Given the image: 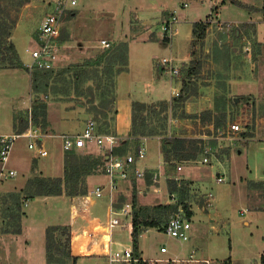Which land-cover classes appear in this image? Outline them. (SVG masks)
<instances>
[{
    "label": "crops",
    "instance_id": "0c3cea01",
    "mask_svg": "<svg viewBox=\"0 0 264 264\" xmlns=\"http://www.w3.org/2000/svg\"><path fill=\"white\" fill-rule=\"evenodd\" d=\"M43 1L44 0H28L27 4L22 8L19 19L12 31V41L15 44L21 61L26 67L31 63L32 59L25 50L26 48L37 47L40 43L39 25H41L43 21L42 19L38 24H32V14L29 13L32 11L35 12L36 9L41 6V2ZM54 1L56 0H49L48 2L53 4ZM237 1L241 2L246 7L233 4L231 0H221V4L218 6V16L223 21L242 24L244 28H239L236 33L240 36L239 40L242 38L241 43H243L245 47L248 43L251 45V59H249V54L245 52V57L243 58L244 62L242 60V64L235 67V69L228 75L230 79L228 82V89L235 98L236 109H243V114L238 117L245 120L246 126L244 125L243 132L237 136V139L234 141L230 140L229 124L232 122L231 117L228 115L227 123L224 129L220 131L219 126H216V115L214 112L212 97L206 96L197 99L194 96L195 94H193L183 107L187 118L183 120L176 118L173 121V125H176L177 127V134L174 136L199 140L204 147V156L202 159L197 158L196 160L182 162L184 165L178 163H166L162 154L161 138L142 137L140 145L142 144L146 147L147 155L144 159L137 160V162L132 165L127 179H118V188L113 193L112 201L109 189H106L108 188L107 185L109 178L105 173L92 175L88 178L90 188L92 187L89 191L100 185L105 188V193L102 198L89 201L85 207L82 204H78V208H74L75 202H78L81 197H84L85 195L73 198L68 197L66 219L63 221V224L70 225L71 251L72 255L78 258L77 264H110L107 257V253L110 249H117L122 245L132 244L134 228L133 216L123 218L122 221L126 226L123 228L117 227L111 232L112 243H107L102 240L100 233L105 232V230L100 220L106 218L111 208L120 210L127 203H130L133 207L134 197L136 198L137 203L136 207H133V213L135 210L139 211L142 209V215L140 214L139 220L142 221V223H155V225L148 227L142 225V233L139 237L140 255L144 260H158L156 264H170L169 261L173 259L183 260L187 262V264H200L207 260L210 262L221 263L226 259H230V264H233L234 259L232 256L228 258L215 256L217 250L223 246L222 242L225 240V236L233 233V230H228V228L231 227V224L236 225L238 222L249 225L256 218V215L264 214V18L262 12L259 11L263 5V0ZM203 6L207 5L204 3L202 6L197 7V9L195 8V10L194 8H190V10H192L189 13L185 12L184 18L181 19L182 21L180 20L178 34L169 42H164L168 45L169 50L162 58L167 56L173 58L176 64L180 67L181 74L184 66L187 69L192 68V72L197 74L195 71V64H192L194 61L192 59L194 50L192 51V49L199 40H196L193 37V25L196 22L205 21L201 19L207 15L208 10L206 11V8H203ZM49 8L50 7L48 6L46 15L51 10V8L50 10ZM207 8L209 9V7ZM173 9L176 8L171 7L168 3L165 7H161V11H171ZM180 9L182 8H178L176 11L177 14ZM161 11L159 12L157 9V11L153 13H148L147 16L159 15L162 13ZM72 15H75V12H72ZM78 18L79 17H76L75 21L78 20ZM184 21H187V24H190V26H183L182 23H184ZM160 35L161 33L159 36ZM72 36L71 43L74 44L76 40H78L76 29L74 28L72 30ZM159 36L156 38L132 40L127 39L125 36V39L121 40L124 42H128L129 40L130 44L128 42V70L123 71L116 76L117 113L115 129L119 137L129 138L132 126L133 102L138 101L146 104L160 101L170 102L172 98H175L174 93L179 92L180 94L182 89L181 79H173L162 71L160 67V60L162 58H157L155 55L151 56L150 54V46L156 44V41L159 42ZM105 38L106 37L100 38L99 42L96 41V44L91 46L95 48H107L101 43L102 40L108 41ZM61 42L63 47L61 49L59 62H61L63 56V48H66L62 40ZM98 44H100V46ZM132 44H141L142 57H140V60L142 61V71H147L149 66H151L152 72H155L154 77L150 80L149 84H144V82H142V87H139V89L142 90V92H140L142 94V100L135 99L136 91H134V86H130L129 84V73L132 72L134 68V58L131 54ZM147 46L148 50L146 52L147 54H145V47ZM151 60H153V64ZM157 69H159L160 72ZM4 71L24 72L26 70L4 69ZM164 76L166 79L163 78ZM168 83L170 86V92L169 95H165V85ZM209 87L214 89V86ZM201 92L203 91L201 90ZM68 106L69 105L66 106L65 104L63 107V110L60 113L62 119L60 123L54 126L56 129L52 127L54 131L52 130V133L49 135L46 134L48 137H44L46 139V147L48 145L51 146L49 155L41 157L38 155V152L34 150L35 154L31 157L28 174L24 177L20 188L25 186L27 180L32 177L34 173H38L44 177H64L65 167L62 154L65 151L61 147L62 154L60 156L57 155L58 153L56 149L58 145L61 146V144L54 136L62 134L61 132H71V129L76 127H72V119L82 117L80 115L82 104H79L77 107L73 105L70 109L67 110L66 108L65 110V107ZM204 113L205 116H203ZM192 116H194V118H192ZM9 117L8 120L10 122L11 131L0 132V135L10 134L15 132V130L17 132L16 128L19 126L13 124L12 115ZM87 120L88 118H85V121ZM180 120L183 121H181L182 128L179 127ZM85 121L81 122V126L78 127L77 133L83 131L86 125ZM190 121L194 123L192 124ZM31 126L40 129L33 124H31L29 128ZM201 127L206 131L201 132ZM181 129L182 131L180 133L179 130ZM210 142L217 145L218 150L215 151L217 152V159H210V162L205 164L202 163L205 156H216L212 155L211 147H209ZM206 150H209L210 154H206ZM188 165H194L193 167L203 166V168L217 165L222 169L224 168L230 175L228 188L223 189L218 196L213 195L212 192L208 193L206 191L208 186L206 180L199 177H193L191 175L192 173L186 174L184 172L186 169L185 167ZM179 166L182 167L180 171L178 170ZM9 169L15 170L13 167ZM135 169L143 171L144 177L148 172L153 176L154 174H157L159 181L154 182L153 185L149 186L144 177H142V179L138 178V183L142 180V187L140 186V183L138 190L134 187L129 190V187L127 188L126 185L130 184L132 181L131 178ZM220 177L223 178V182L225 183L226 178L224 177V173H219L218 178ZM170 179L185 180L189 182L188 194L191 195V199L190 202H188V205L191 217L187 218L192 223V229L190 231V239L185 242L190 243L186 245L181 242V250L179 246L171 248L169 243L176 242L169 240L174 238L168 236L164 231L166 223L172 216V209H155L159 206L177 205V193L172 194L169 190ZM211 193L212 196L210 197L209 195ZM41 198L43 199L42 202L46 199H52L53 201L60 203L62 201L59 199H63L64 197L61 195L60 197L48 196ZM179 211L183 210L179 209ZM251 214L252 216L249 219ZM129 222L132 223V228L127 227ZM91 233L98 235V243L91 241V238L89 237V234ZM161 233H163V235L167 237L165 239L168 240H165V242L158 245L157 239ZM78 238L80 240L79 242H81L83 238L86 239V247L88 250L79 249L75 245ZM162 248H166V251L163 252ZM197 252L200 254H206V258H198ZM186 254L189 256L186 257ZM262 254H264V244L259 252L258 264H260ZM3 257L4 256H1L0 254L1 260Z\"/></svg>",
    "mask_w": 264,
    "mask_h": 264
},
{
    "label": "rangeland",
    "instance_id": "374dc122",
    "mask_svg": "<svg viewBox=\"0 0 264 264\" xmlns=\"http://www.w3.org/2000/svg\"><path fill=\"white\" fill-rule=\"evenodd\" d=\"M48 1L44 0L35 12L29 13L32 14V24H38L42 19L44 20L48 6L51 8V5H53ZM167 3L176 9L161 11V7H165ZM185 3L188 4L186 8H184ZM204 3L207 6H203V8H206L208 13L201 20H208L209 27L205 32V38L203 40L199 39L201 41H198L192 49V51L194 50L192 55L194 61L192 64H195L197 74L190 79L192 81L186 88L184 95L187 97L186 101L193 94H195L194 96L197 99L206 96L212 97L216 122H220L219 128L222 131L227 123V119H224L225 113L227 118L228 115L233 118L231 121H235L243 114V109H236L235 98L228 89L230 80L228 75L235 67L242 64L241 61L245 57V46L241 43L242 38L239 40L240 36L236 33L239 28H244L242 24L238 23L234 28V23L236 22H231L233 27L230 29L220 25V23L226 22L218 16V6H220L221 0H79L76 8L69 9L62 17L61 40L66 48H63L61 62L58 63L52 72L44 73L36 69H29L27 72H8L0 69V132L11 131L8 118L12 115L14 125L21 126L27 122L29 126L33 124L39 127L44 135H49L52 130L54 131L52 127L60 123L62 119L60 113L65 104L66 106L69 105L65 107V110L66 108L67 110L70 109L73 105L77 107L82 104L80 110L82 117L72 119V127H76L71 129V132L61 133H77L81 122L88 118V120L96 122L99 133L113 134L120 139V144H122L124 138L119 137L115 129L116 101L113 100L116 99V77L114 78L115 67L110 65V63L113 64V52L111 51L124 42L121 40H124L125 36L131 40L158 37L161 33V26L168 21L178 8H182L177 14L180 21L184 18L185 12L189 13L193 8L195 10V8L197 9ZM0 4L6 13L9 14L8 25L15 26L24 6L19 5V0H1ZM190 8L192 9L190 10ZM157 9L162 13L156 16H147L148 13H153ZM72 12H75V15H72ZM76 17L79 18L75 21ZM182 25L190 26L187 21H184ZM73 28L76 29L78 39L74 44L71 43ZM102 37H106L105 39L108 40L107 42L111 45L109 48L91 46L96 44V41L99 42ZM159 39V42L156 41V44L150 46V54L151 56L155 55L157 58H162L163 55L168 53L169 47L164 43L165 41L161 35ZM98 45L100 46V44ZM106 49L111 50L108 62L102 63L99 67H87L84 65L87 61H94ZM141 49V44H132L131 54L134 58V68L129 73V84L134 86V91H136L135 99L137 100H142V94L140 93L142 90L139 89V87H142V82L149 84L155 73L152 72L151 66H149L147 71H142ZM147 50L148 46L145 47V54H147ZM151 62L153 64V60ZM183 69H186V67L184 66ZM157 70L159 71V69ZM181 75L180 79L187 77L186 72ZM209 86H214V89ZM207 87L209 88L206 89ZM165 89V95H169V83L165 85ZM172 99L169 102L170 110L167 114L158 113L161 106L156 108V113L144 112V116L148 118V122L151 123L150 126L152 127L159 126V123H161L159 119L166 114L165 116L168 118L166 133L168 136L177 134V127L173 125V121L176 118L182 120L187 118L186 112L183 110L186 102L183 105L182 103L172 102ZM43 102L47 103L46 122H43L44 117L40 113L38 117L41 123L36 125L32 110L40 108V104ZM203 116H205V113ZM182 120H180L179 125L181 128ZM242 121L246 126L245 120ZM200 130L201 132L206 131L202 127ZM181 131L182 129L179 130L180 133ZM12 133H16V130ZM152 137L162 139V136L158 135ZM29 141V138L20 137L14 142L8 168H15L18 171V175L13 179H2L0 181V254L4 256L2 260L0 259V264H46L47 227L56 225L70 226L69 224H63L68 208L67 195H62L64 198L59 199L62 201L60 203L52 199H46L42 202V196L32 197L30 193L33 192V189L29 190L30 192L26 191L28 181L30 179L35 180L36 177L42 175L34 173L27 180L25 186L20 188L24 177L28 174L31 157L35 154V151L28 147ZM130 141V144L121 150L122 155H119V157L124 158L128 154H135L136 143H134V140ZM47 147L51 151V146L48 145ZM209 147H211L212 155H216L214 157L208 155V157L210 156L209 160H216L217 152L215 151L218 150L217 145L210 142ZM61 150V146L58 145L56 149L57 155L60 156L62 154ZM87 152L95 156L103 153L102 149L95 145L88 147L86 150L76 151L77 154ZM203 156L204 151L199 154L198 159H202ZM62 157L65 167L66 159L68 158L65 152ZM177 163L184 165L182 162ZM193 166H186L184 172L186 174L192 173L193 177L206 180L208 185L206 191L208 193L212 192L213 195L218 196L223 189L228 188L230 175L224 168L222 169L217 165H213L214 167L209 166L208 168ZM219 173H224L225 183L218 182ZM138 178L142 179V177H138L133 172L132 181L126 185L129 190L132 187L137 190L140 186L142 187V180L140 185L137 182ZM144 178L149 186L154 184L153 175H150L149 172L146 173ZM87 188L88 191L92 188H90L88 180ZM186 198L188 204L191 195L188 194ZM177 200H180V198L178 197ZM179 209L183 210L181 207ZM131 212L132 217L133 207ZM138 213L142 215V209ZM175 213L177 212H172L171 215ZM251 216L252 214L249 219ZM19 227L20 231L18 233L16 230ZM229 229H232L233 233L225 236V240H222L223 246L217 250L215 256L226 258L232 256L234 259L233 264H258L259 252L264 244V214L256 215V218L249 225L238 222L236 225L231 224ZM60 233L61 231L57 233V239ZM165 238L167 237L161 233L157 239V244L159 245L168 240ZM65 239L66 235L62 237L64 243L66 242ZM169 240L176 242L169 243L171 248L180 247L181 241ZM79 241L78 238L75 245L79 249L88 250L86 239L83 238L81 242ZM183 243L187 245L190 242ZM181 249L182 247H180ZM62 251L64 254L55 255L53 264H64L65 260V264L71 263L70 259L67 261L64 256L68 252V248L63 246ZM185 256L188 257L189 255L186 254ZM197 257L204 259L206 254L197 252ZM227 260L221 263L226 264ZM182 264H187V262ZM211 264H217V262L212 261Z\"/></svg>",
    "mask_w": 264,
    "mask_h": 264
},
{
    "label": "trees",
    "instance_id": "16d2710c",
    "mask_svg": "<svg viewBox=\"0 0 264 264\" xmlns=\"http://www.w3.org/2000/svg\"><path fill=\"white\" fill-rule=\"evenodd\" d=\"M1 1V0H0ZM233 4H237L241 7H246L241 2L237 0H231ZM28 0H19V5H26ZM252 9V8H251ZM263 14L264 18V0L261 9L259 10ZM9 19V14L6 13L2 5L0 4V69H22L29 71L23 62L21 61L15 44L12 41V30L15 26H9L7 20ZM209 24L207 21L196 22L193 25V37L196 40H203L205 38V32L207 31ZM164 41L169 42L170 40L164 39ZM118 45V44H117ZM111 50H103L99 56L93 61H87L84 63L87 67H99L102 63L108 62V57ZM113 60L110 65L115 67L114 78L121 72L128 70L129 65V45L128 42H122L119 44L115 50H112ZM38 71H42L44 73H50L54 69L51 70H43L36 69ZM186 70V71H185ZM191 70V71H190ZM193 69H183L182 74L186 72L187 77H183L182 81V89L178 97L172 99L174 103H185L187 97L184 95L186 88H188L189 84L192 80H190L195 72H192ZM113 101H116L113 100ZM159 103V104H158ZM157 104H146L143 102H133L132 103V126L131 131L129 133V138H124L122 140V144L117 146L114 150V154L119 156L121 154V150L124 147L130 144V140H134L136 143L135 155L140 146V140L142 137H152V136H162L161 145H162V154L164 161L166 163L175 164L177 162H186L191 160H196L201 152L204 151V147L199 140L187 139L177 136H168L166 133V126L168 118L165 116L167 112L170 110V104L167 101H161ZM184 105V104H183ZM161 106L159 114L166 113L161 119V123L159 126L152 127L151 123L148 122V118L144 116V112L150 111L151 113H156V108ZM40 109V110H39ZM41 111V112H38ZM42 113L44 117V123L46 122L47 116V103H41L40 108H34L32 110V115L34 119V123L36 125L40 124L39 114ZM117 113V112H116ZM157 113V114H158ZM224 119H227L226 113L224 114ZM233 120V118H231ZM226 121V120H225ZM220 122H216V126H219ZM19 128V129H18ZM17 129V134H22L24 131H27L29 128V124H23L19 126ZM87 148H83L81 150H86ZM77 149H73L71 151H66L67 159L64 169V177H44L39 176L36 179H30L26 185V191L33 189V192L30 193L32 197H48V196H61L67 195L71 198L81 195L88 194L87 188V180L90 176L104 173V166L107 161V155L104 152L100 155H93L91 153L77 154ZM126 154V153H125ZM152 175V174H150ZM169 190L170 193H177L180 200H178L177 205L175 206H159L155 208L156 210H166L172 209L173 212L179 211L181 207L183 211L186 213V216L191 217V212L189 209V205L187 204V198L189 192V182L185 180H169ZM30 192V191H29ZM136 198H133V207H136ZM135 210V209H134ZM138 211H134L133 213V240L132 245L134 249V253L136 256H140L139 251V237L142 233V225L145 227L153 226L155 223L153 222H145L139 220ZM20 231V227L18 230ZM61 231L57 239V233ZM66 235L65 243L62 241V237ZM64 248H68V252L64 255L67 261L70 259V264H77V257L72 255L71 252V228L70 226H49L46 229V262L47 264H53V260L55 259V255L64 252L62 251ZM261 263L264 264V254L261 256ZM66 260L64 261V264ZM139 264H150L149 262H140ZM217 264H222L218 263ZM226 264H230V260L226 261Z\"/></svg>",
    "mask_w": 264,
    "mask_h": 264
},
{
    "label": "built area",
    "instance_id": "2783aa9c",
    "mask_svg": "<svg viewBox=\"0 0 264 264\" xmlns=\"http://www.w3.org/2000/svg\"><path fill=\"white\" fill-rule=\"evenodd\" d=\"M79 3V0H56L51 6L50 12L46 15L39 27L40 43L37 47L26 48V53H28L32 59L31 63L27 65L29 69H43L51 70L54 69L59 62L61 49L63 47L61 43L62 37V17L71 8H75ZM188 7V4H184V8ZM207 24H209L208 20ZM179 18L177 12L175 11L173 15L161 26V36L163 39L172 40L179 32ZM220 25L224 28L230 29L233 27L231 22H222ZM238 24L234 23V28ZM102 45L104 47H110V44L106 40H102ZM245 52L249 54V59H251V45L248 43L244 48ZM160 67L162 71L173 79L181 78V69L176 64L175 60L171 57H164L160 60ZM175 97L179 96V92L174 93ZM229 137L230 140L234 141L237 139L243 130L244 124L242 119L237 118L229 124ZM29 138L28 147L31 150L38 152L41 157H46L49 155V150L45 144V138L48 137L44 135L42 131L38 128L31 126L27 131L22 134H6L0 135V181L2 179L15 178L18 173L16 170L9 169L8 163L11 157V153L14 147V142L20 138ZM59 140L62 149L66 151H71L73 149L81 150L83 148H88L93 145L98 146L102 149L104 154L107 155V161L104 166V173L109 178V182L106 189H109L110 198L112 201L113 193L118 188V179H127L129 177V171L132 165L137 162V160H142L147 155V149L144 145H140L137 154H128L126 157L122 158L114 154V150L120 145L121 141L118 137L113 134H101L97 128V124L94 120H88L86 122L85 128L79 133H62L54 136ZM206 154H210L209 150H206ZM209 157H204L202 163L208 164ZM182 167L179 166L178 170ZM138 177H143L144 172L141 170L134 171ZM157 174L153 176V182H158ZM218 182H223V178H218ZM105 193V188L103 186H97L93 190L88 191V194L78 202H75V207L78 208V204H82L84 207L89 201L102 198ZM210 197L212 194L209 195ZM132 205L127 203L122 209L111 208L104 220L102 222L105 232L100 233L102 240L104 242H111V232L117 227H125L126 225L122 221L123 218L131 217ZM127 227L132 228V223L129 222ZM192 229V223L187 218L183 211L172 215L165 225V233L181 242H186L190 239V231ZM92 242L98 243V235L95 233L89 234ZM165 252L166 248H162ZM108 260L110 264H139L140 262H149L150 264H156V260H144L141 255L136 256L134 253L133 245H122L117 249H110L107 253ZM170 264H182L185 263L183 260L173 259L169 261ZM205 264H211L209 260L204 262Z\"/></svg>",
    "mask_w": 264,
    "mask_h": 264
},
{
    "label": "bare ground",
    "instance_id": "6f19581e",
    "mask_svg": "<svg viewBox=\"0 0 264 264\" xmlns=\"http://www.w3.org/2000/svg\"><path fill=\"white\" fill-rule=\"evenodd\" d=\"M108 243V242H107ZM107 246V245H106ZM99 247V246H98ZM100 248V247H99ZM95 249V248H94ZM103 251V250H102Z\"/></svg>",
    "mask_w": 264,
    "mask_h": 264
}]
</instances>
